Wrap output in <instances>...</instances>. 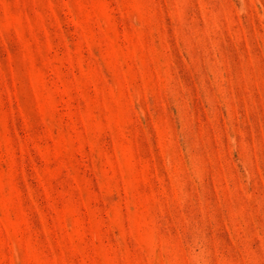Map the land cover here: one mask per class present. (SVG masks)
<instances>
[{"label":"rangeland","instance_id":"374dc122","mask_svg":"<svg viewBox=\"0 0 264 264\" xmlns=\"http://www.w3.org/2000/svg\"><path fill=\"white\" fill-rule=\"evenodd\" d=\"M0 264H264V0H0Z\"/></svg>","mask_w":264,"mask_h":264}]
</instances>
